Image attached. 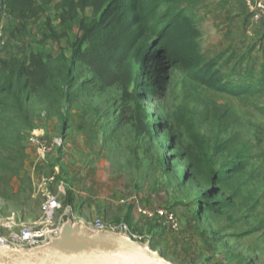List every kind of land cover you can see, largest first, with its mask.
I'll use <instances>...</instances> for the list:
<instances>
[{"label":"rangeland","instance_id":"1","mask_svg":"<svg viewBox=\"0 0 264 264\" xmlns=\"http://www.w3.org/2000/svg\"><path fill=\"white\" fill-rule=\"evenodd\" d=\"M157 51L176 61L145 92ZM41 130L64 141L44 161ZM49 196L57 220L125 223L173 264H264V16L245 0H0V234L40 222Z\"/></svg>","mask_w":264,"mask_h":264},{"label":"water","instance_id":"2","mask_svg":"<svg viewBox=\"0 0 264 264\" xmlns=\"http://www.w3.org/2000/svg\"><path fill=\"white\" fill-rule=\"evenodd\" d=\"M0 264H173L125 234L96 232L71 221L58 238L31 250L0 245Z\"/></svg>","mask_w":264,"mask_h":264},{"label":"built area","instance_id":"3","mask_svg":"<svg viewBox=\"0 0 264 264\" xmlns=\"http://www.w3.org/2000/svg\"><path fill=\"white\" fill-rule=\"evenodd\" d=\"M250 9L254 12L255 18L264 16V0H245ZM44 130L36 131L31 135L30 144L35 149L38 160H46L51 151L62 149L64 141L61 138H55L47 141ZM61 209L58 199L49 196L42 206L43 217L40 222L27 227L20 228V225L9 221L3 225L8 230V234H0V245L8 244L13 248L31 250L48 244L51 240L58 238L64 221L57 220V213ZM159 216L166 218L168 224L173 230L179 229L178 219L173 212L158 211ZM152 216V215H150ZM89 229L100 232L106 231L114 234H125L144 244H152L150 237L136 235L132 232L129 225L125 223L112 224L101 220H96L89 225Z\"/></svg>","mask_w":264,"mask_h":264},{"label":"trees","instance_id":"4","mask_svg":"<svg viewBox=\"0 0 264 264\" xmlns=\"http://www.w3.org/2000/svg\"><path fill=\"white\" fill-rule=\"evenodd\" d=\"M116 4L117 2L113 3L111 7H109L108 9L105 10L103 16H102V21L100 23V26H105L107 25L110 20L112 19V16L115 14L114 12L117 10L116 8ZM177 21H171L170 23H168L166 25V27L160 32V34L158 35L159 38H161L163 36V34L165 32H167L168 28L172 25L175 24ZM89 33L87 32L80 40L79 42V46H82L84 41L86 40V38H88ZM176 60L175 59H171L169 57L168 54H166L165 52H161V51H157L154 53H151L147 59H146V64L144 69L145 70H150V75H149V79L151 81V83L149 85H145L144 86V91L148 92L150 91V87L151 84H157L158 79L161 75V73L164 71L165 66H170L174 64ZM214 68L211 65H203L202 69H198V73H200L201 75L203 74H213L214 73ZM27 84V83H26Z\"/></svg>","mask_w":264,"mask_h":264},{"label":"crops","instance_id":"5","mask_svg":"<svg viewBox=\"0 0 264 264\" xmlns=\"http://www.w3.org/2000/svg\"><path fill=\"white\" fill-rule=\"evenodd\" d=\"M22 225V224H21ZM28 226V225H27Z\"/></svg>","mask_w":264,"mask_h":264}]
</instances>
